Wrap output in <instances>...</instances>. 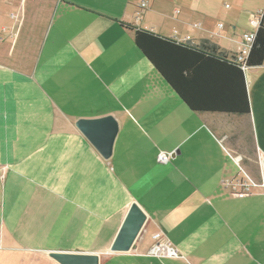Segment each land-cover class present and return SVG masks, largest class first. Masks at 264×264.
Listing matches in <instances>:
<instances>
[{
	"label": "crops",
	"instance_id": "crops-1",
	"mask_svg": "<svg viewBox=\"0 0 264 264\" xmlns=\"http://www.w3.org/2000/svg\"><path fill=\"white\" fill-rule=\"evenodd\" d=\"M128 25L232 54L244 43L193 0H0V264H264V190L226 187L243 176L228 141L246 122L264 158V62L246 72L249 116L195 113ZM107 116L119 132L104 159L76 123ZM133 203L147 222L111 253ZM159 242L178 256L150 254Z\"/></svg>",
	"mask_w": 264,
	"mask_h": 264
},
{
	"label": "trees",
	"instance_id": "trees-1",
	"mask_svg": "<svg viewBox=\"0 0 264 264\" xmlns=\"http://www.w3.org/2000/svg\"><path fill=\"white\" fill-rule=\"evenodd\" d=\"M143 57L195 113L249 116L248 70L264 62V11L245 63L210 40L177 41L149 30L126 26Z\"/></svg>",
	"mask_w": 264,
	"mask_h": 264
},
{
	"label": "water",
	"instance_id": "water-1",
	"mask_svg": "<svg viewBox=\"0 0 264 264\" xmlns=\"http://www.w3.org/2000/svg\"><path fill=\"white\" fill-rule=\"evenodd\" d=\"M78 130L95 147L104 159H109L119 132L113 116L99 119H81L76 123ZM264 175V158L261 162ZM147 222V215L137 203H133L110 247L111 253H128L132 250ZM50 257L59 264H99L100 257L94 254L51 253Z\"/></svg>",
	"mask_w": 264,
	"mask_h": 264
},
{
	"label": "rangeland",
	"instance_id": "rangeland-1",
	"mask_svg": "<svg viewBox=\"0 0 264 264\" xmlns=\"http://www.w3.org/2000/svg\"><path fill=\"white\" fill-rule=\"evenodd\" d=\"M193 2L196 8L208 9L215 14L218 22L222 25H234L235 30L232 31L239 36L250 33L246 30L248 13L257 14L264 11V0H193ZM226 6H229V8ZM243 128L237 138L228 141L229 144H227L240 162L243 170L242 180L253 183L264 190V175L261 166L263 157L253 143L251 129L247 122L243 125Z\"/></svg>",
	"mask_w": 264,
	"mask_h": 264
},
{
	"label": "built area",
	"instance_id": "built-area-1",
	"mask_svg": "<svg viewBox=\"0 0 264 264\" xmlns=\"http://www.w3.org/2000/svg\"><path fill=\"white\" fill-rule=\"evenodd\" d=\"M147 7V2L142 1L141 3V8ZM229 8V6H226ZM263 18V12H260L256 19L253 21L254 25L258 27L260 24L261 20ZM222 27V25H220ZM255 40V32H251L248 34H245L243 37V46L241 50L236 53L238 62L240 63H245L246 58L249 55V52L251 50V47L254 43ZM243 70L248 72V68L244 65ZM170 155L166 153H160L157 157V161L161 164H165L169 161ZM227 188L231 189V191L234 193V195L238 197H243L251 193L252 189L255 187L253 183H250L248 181H243L242 178L238 179L237 181L233 183H229L226 186ZM150 254L156 255V256H161V255H167L170 257H177L178 252L176 249L172 248L171 246L165 244V243H157L154 247L151 248L149 251Z\"/></svg>",
	"mask_w": 264,
	"mask_h": 264
}]
</instances>
